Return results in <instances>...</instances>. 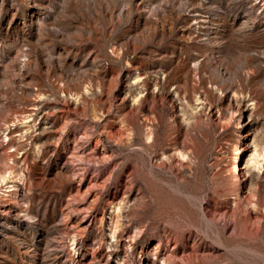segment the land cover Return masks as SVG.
Listing matches in <instances>:
<instances>
[{
  "label": "rangeland",
  "instance_id": "1",
  "mask_svg": "<svg viewBox=\"0 0 264 264\" xmlns=\"http://www.w3.org/2000/svg\"><path fill=\"white\" fill-rule=\"evenodd\" d=\"M263 146L264 0H0V264H264Z\"/></svg>",
  "mask_w": 264,
  "mask_h": 264
},
{
  "label": "bare ground",
  "instance_id": "2",
  "mask_svg": "<svg viewBox=\"0 0 264 264\" xmlns=\"http://www.w3.org/2000/svg\"><path fill=\"white\" fill-rule=\"evenodd\" d=\"M63 91L64 90H61V92H63ZM37 95H39V94L37 93ZM73 97H74V100H77V98H78L77 94H73ZM28 116L25 115L22 119L26 120ZM4 131H6V132L4 133ZM3 133H4V137L7 138V141H9V136H10V134L12 132L9 131L8 128H6L5 130H3ZM10 146H12V145H10ZM235 150H236V152L233 155V161H232V164H231L232 168L229 170V173L234 174L233 185L234 186H239L240 183L242 182L241 167H240V164L242 163V160L240 161L239 164H237V160H238L239 150H243V149L239 148V150H238L236 148ZM249 159H250V165L253 168H255L257 170L261 169L262 164L264 162V146L261 147L258 150L255 147H253V150H252V153L250 154ZM243 171L245 172L246 170H243ZM11 174H13L11 171H6V172L4 171L0 175V182H3V183L5 182L6 183V180H10L9 182H7L8 183V186H7L8 188H7V191H6L7 195H9V196H11L13 193H15L16 188H17V185L13 184L14 182L11 181L12 178H13V176ZM16 179L19 181V183L21 185H23V183H26L25 177L22 176V175H19L18 178H16ZM112 228L114 229L115 227L112 226ZM113 233L114 232L112 231L111 236H113Z\"/></svg>",
  "mask_w": 264,
  "mask_h": 264
}]
</instances>
